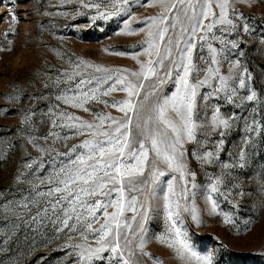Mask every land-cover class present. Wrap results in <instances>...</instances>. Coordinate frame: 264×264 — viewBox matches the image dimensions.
Segmentation results:
<instances>
[{
	"label": "rangeland",
	"instance_id": "1",
	"mask_svg": "<svg viewBox=\"0 0 264 264\" xmlns=\"http://www.w3.org/2000/svg\"><path fill=\"white\" fill-rule=\"evenodd\" d=\"M217 2L212 0L213 10L218 12ZM173 3L175 9L170 7ZM185 7L177 0H128L127 4L113 0H0V264H85L79 259L81 251L88 245L98 246L99 236L86 224L91 222L98 229L105 220L102 212L93 221L78 204L76 212L69 208L67 215L61 210L68 207L66 201L52 208L60 195H67L54 191L64 187L56 183L60 170L71 167L70 161L79 154L71 152L73 146L92 138V130L83 135L77 132L82 121L98 124L100 115L123 116L120 106L113 104L127 94L117 90L104 95L117 76L143 83L133 103L153 92V86L157 94L170 96L176 91L175 72L182 74V70H173L172 61L178 59L177 40L183 47L189 35L182 31L189 26ZM188 14L192 15L190 10ZM228 15L232 25L216 24L208 33L198 30L193 38L190 83L198 84L206 76L207 82L196 88L195 139L185 136L182 142L184 180L178 172L159 165L166 173L160 181L177 178L173 200L179 199L180 210L175 227L182 235L176 237L167 219L166 184L161 185L164 191L157 189L156 197L148 196L143 232L139 225L145 213L140 208L144 196L125 192L120 225L122 234L132 241L124 248L125 258L134 251L133 260L138 264H202L188 251H178V239L197 256L210 257L211 264H264V0H231ZM162 16L168 18L164 23ZM212 19L209 16L204 23ZM165 26L164 40H154L161 53L158 58L155 49H148L153 40L148 33ZM202 35L205 40L199 39ZM166 48L172 49L171 57L165 55ZM160 58L163 67L154 64L156 76L138 80L132 75L140 71L142 63ZM236 61L239 68L232 67ZM209 69L217 72L208 75ZM109 74L113 80L98 82ZM218 76L230 77L227 87L221 89ZM237 76L245 79L244 88L239 87ZM233 88L237 90L234 95ZM253 91L256 99L246 100ZM85 92L83 106H73V98ZM153 99L149 96L145 106ZM219 120H227L228 126ZM137 122L134 116V135ZM109 125L106 122L100 131ZM152 158L150 151L149 162ZM214 184L216 191H212ZM181 186L187 190L182 191ZM50 190L52 195L47 194ZM131 195L138 196L135 213L127 209ZM81 199L91 203L102 197L81 194ZM110 199L115 201L116 193ZM65 219L67 227L62 223ZM141 235L143 252L136 247ZM112 255L102 252L87 264H116L115 259L109 260Z\"/></svg>",
	"mask_w": 264,
	"mask_h": 264
},
{
	"label": "snow or ice",
	"instance_id": "2",
	"mask_svg": "<svg viewBox=\"0 0 264 264\" xmlns=\"http://www.w3.org/2000/svg\"><path fill=\"white\" fill-rule=\"evenodd\" d=\"M114 3L127 4L128 0H113ZM180 5H186L184 9V16L189 21V26L183 28V32L189 33L188 37L183 40V47L180 46L181 41L178 39L176 42V55L178 59L172 61L174 69L181 71L175 72V85L176 91L170 96L167 94H157L155 92V86H153V92L148 93L143 97V100L138 103H133L134 97L140 96V90L143 89V83H133L127 80L126 77L117 76L113 80L112 75L98 78V82L103 80L107 82L113 80L109 85L104 95H108L112 91H123L127 94V98L121 101L114 102L113 106L119 105V111L123 113L120 119L109 115L98 116L99 123L81 122L77 128V132L81 135L85 130L91 131V139H85L79 145H74L71 149L72 153H79L74 160H71V167L65 166L60 170V179L56 181L57 184L63 185V189L57 187L54 189L56 193H67V195H60L52 204V208L55 209L61 201H66L67 206L61 210L67 215L69 208L73 213L76 212L75 205H79L83 208L95 221L97 219V212H102L105 220L104 223L98 229L92 228V223L86 224L87 229H90L96 235L99 236L97 240V247L93 248L88 245L80 253L79 259L85 264L92 259L93 256H99L100 253L108 251L112 255L109 260L115 259L116 264H138L133 260L135 256L134 251H129L128 258H125L124 248H128L132 244V241L127 235L122 234L120 217L123 216L125 211V192L141 193L144 196V200L140 203V208L145 209L144 215L141 217V224L139 225L140 231H144V221L147 220L146 204L148 196L156 197L157 189L164 191L162 184H166L167 193L164 196V207L167 214V219L170 221L171 228L175 232L176 237H180L182 233L175 227L177 220L179 219L180 202L179 199L173 200L176 196V184L174 181L177 179L175 176L167 181H160V177L165 176L166 173L159 169V165L163 164L173 172H178L179 179L184 180V172L186 164L183 162L185 150L183 148V140L185 136L189 140L195 139L193 112L196 106V88L207 82V76L205 80L199 81L198 84L190 83V75L192 73V54L195 44L193 38L196 36L198 30H202L205 33L211 32L212 28L216 24L220 25H232L233 20L229 18L228 12L231 4V0H218L215 5L219 11L213 10L212 0H177ZM197 5H199L200 11L197 12ZM172 9L176 8V4L173 3L170 6ZM126 10V9H123ZM189 10L192 15H189ZM235 11V9H232ZM209 16H212V20L207 24L204 23ZM168 18L166 16L161 17V23H164ZM179 20V17H177ZM172 28L176 25L173 23ZM246 30V29H245ZM168 31V27L165 26L157 33L149 32L148 35L153 37V40L148 42V49H155L156 56L161 57L159 47L154 43L156 37L160 40H164L165 34ZM200 40H205L206 36L199 37ZM172 43L171 39L168 41ZM234 43V42H233ZM211 47V45H209ZM146 49V51H148ZM151 56V51H148ZM165 55L171 57L172 49L166 48ZM213 63L215 61H212ZM155 63H159L163 67V58L153 61L149 59L145 63L141 64L139 72H133L132 75L139 80L143 78L147 80L149 76H156L157 70L154 67ZM233 68H239L240 63H236ZM99 71V69H97ZM105 72L109 70L105 69ZM217 72L215 69H209L208 75ZM246 73V70H245ZM221 82V89L227 87V80L230 77L218 76ZM236 79L239 82V87L244 88L245 79L243 76H237ZM127 80V83H126ZM81 84L84 81L80 82ZM88 83H91L89 81ZM160 84L164 83V80L159 81ZM119 86V87H118ZM79 88V84L77 85ZM237 90L231 89L234 95ZM88 93H81L79 98H73V106H83L82 101L86 99ZM149 96H154V99L145 106L144 101L148 100ZM94 98V97H93ZM246 100L253 101L256 99V92H251L247 95ZM67 102V101H66ZM88 111L87 108L84 109ZM137 119L136 129L138 130L135 135L132 129L133 117ZM69 120L78 119L76 117H68ZM110 122L109 128L100 131L101 127ZM220 124L225 127L228 126L227 120H219ZM52 135V133H49ZM85 149L86 151H79ZM153 153V158L149 162V152ZM207 155H211L208 153ZM244 153L241 152V157ZM31 167V165H28ZM149 168V172L145 173V168ZM143 178V179H139ZM127 181V184H125ZM159 182V183H158ZM43 183V182H42ZM219 183V181H217ZM143 185L144 187H140ZM155 186V187H152ZM105 189H107L105 191ZM182 191H186L185 186H181ZM216 185L212 186V191H216ZM113 193H116L117 199L111 200L110 197ZM48 195H52L53 191L50 190ZM81 194H87L88 196H96L99 194L102 199H95L91 203H88L81 199ZM106 201V202H105ZM138 196L131 195L127 200V209L133 213L137 211L135 205L137 204ZM114 208L115 211L109 213L108 209ZM215 203L213 202V209ZM185 211L188 209L185 208ZM82 213L76 215V219L79 220ZM136 215L132 216V220H136ZM68 219H71L69 216ZM68 219L62 221L67 227ZM193 219H196L195 215ZM227 220V217H226ZM114 225V227H113ZM125 227L130 228V225L125 221ZM85 239L87 237L85 236ZM123 239L124 245L121 246V240ZM176 243L179 244V249L188 251L191 257L201 261L202 264H211V258L208 256L199 257L195 252H190L187 244L178 239ZM75 247H83L81 245H75ZM142 252L144 249V236H140V242L136 245ZM148 255V253H143Z\"/></svg>",
	"mask_w": 264,
	"mask_h": 264
}]
</instances>
